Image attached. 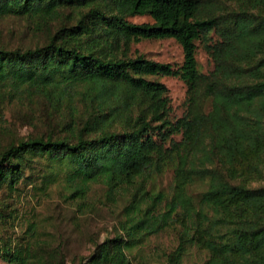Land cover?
Masks as SVG:
<instances>
[{
    "label": "trees",
    "instance_id": "obj_1",
    "mask_svg": "<svg viewBox=\"0 0 264 264\" xmlns=\"http://www.w3.org/2000/svg\"><path fill=\"white\" fill-rule=\"evenodd\" d=\"M9 15L44 38L0 43V95L40 99L53 129L0 144V229L14 222L26 170L44 160L51 177L79 185L140 179L118 230L71 264L147 263L148 239L168 228L176 243L157 264H185L190 248L206 253L201 264H264V185H252L264 176V0H0V18ZM167 38L181 63L131 52ZM158 76L185 84L181 116ZM169 165L170 195L143 190ZM30 251L1 249L14 264Z\"/></svg>",
    "mask_w": 264,
    "mask_h": 264
},
{
    "label": "rangeland",
    "instance_id": "obj_2",
    "mask_svg": "<svg viewBox=\"0 0 264 264\" xmlns=\"http://www.w3.org/2000/svg\"><path fill=\"white\" fill-rule=\"evenodd\" d=\"M149 20L147 16L130 18V21L137 23ZM28 26L25 18L12 15L1 17L0 43L13 46L42 41L44 37L36 39ZM133 51L160 62L178 64L183 59L181 46L172 38L142 40L132 45ZM196 60L201 72L206 73L212 68V61L199 42ZM157 78L167 87L173 117L181 116L186 99L185 84L176 77ZM45 110L40 99L0 95V144L31 132L52 130L53 121ZM174 138L178 139L179 135ZM172 169L169 165L148 178L143 183V190H160L170 195L174 189ZM50 172V164L36 160L26 170V177L18 183L14 198L17 208L14 222L0 229V264H14L1 253L5 243L24 254L30 247V259L26 264H71L85 259L97 243L118 230L122 211L133 201L131 199L140 182L139 178L133 185L116 181L114 187L110 188L100 179L79 185L65 180L64 173L51 177ZM252 185H264V176ZM187 191L193 194L194 185ZM175 243L176 233L171 228L150 236L143 253L149 263L140 264H157L162 253L171 250ZM205 257V252L190 248L184 263L201 264Z\"/></svg>",
    "mask_w": 264,
    "mask_h": 264
}]
</instances>
